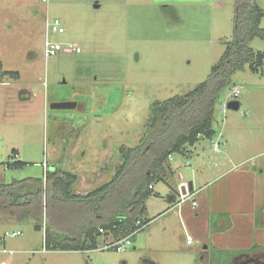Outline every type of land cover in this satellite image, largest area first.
Returning <instances> with one entry per match:
<instances>
[{
  "label": "rangeland",
  "instance_id": "rangeland-1",
  "mask_svg": "<svg viewBox=\"0 0 264 264\" xmlns=\"http://www.w3.org/2000/svg\"><path fill=\"white\" fill-rule=\"evenodd\" d=\"M254 4L264 13V0ZM235 17V0H0V72L18 74L0 78V183L62 171L76 176L68 193L86 195L110 181L121 148L146 138L151 106L209 79L235 38ZM55 18L64 32L49 39L80 53L45 58V24ZM248 45L264 55V36ZM232 100L236 111L226 107ZM57 102L77 105L50 108ZM198 104L170 119L105 193L69 199L49 191L41 212L0 207V264H230L240 253L260 254L264 264V59L261 71L246 64L218 91L214 136L172 154L152 189L145 185L150 194L139 219L148 223L125 251L105 249L129 236L109 230L94 234L95 249L46 245L47 230L54 243L82 240L88 226L99 230L130 212L158 152L205 112ZM16 161L25 164L11 166ZM189 182L197 205L178 207L180 184Z\"/></svg>",
  "mask_w": 264,
  "mask_h": 264
},
{
  "label": "trees",
  "instance_id": "trees-1",
  "mask_svg": "<svg viewBox=\"0 0 264 264\" xmlns=\"http://www.w3.org/2000/svg\"><path fill=\"white\" fill-rule=\"evenodd\" d=\"M235 4V38L233 42L227 45L220 61L212 68L209 79L184 96L172 97L151 106V114L145 133L146 138L142 139L135 148H121L122 165L110 181L86 195L69 194L67 189L74 183L76 176L62 171L47 175L45 180L29 178L11 184L0 183V207L9 208L14 204L30 205L41 212V208L45 203V196L49 191H60L65 198L69 199H84L105 193L111 188L116 177L123 173L127 163L131 161L134 154H141L152 138L154 140L161 138L163 131L170 127V119L181 115L189 107L197 103L204 104L205 112H203L202 116L197 120L191 121L184 131L173 137L158 152L155 160L151 163L150 169L144 175L143 181L136 190L135 206H131V211L118 214L100 226L103 230L113 232L114 235L125 236L134 231L136 229L135 222L145 211L144 201L150 194V192L143 189L145 185L152 189L150 186L155 178H160L162 174H165L164 163L166 160L174 153H184L186 151L184 147L193 146L198 140V136L203 135L208 139L214 136L215 132L212 129L213 102L218 91L228 84L232 74L244 70L246 64L253 72H259L262 69L264 55L252 50L248 43L256 36H264V30L259 28V22L264 13L254 4V0H235ZM17 75V72L14 71L1 70L0 72V78L6 76L13 78L17 77ZM24 164V162L16 161L11 166L21 167ZM142 223L145 226L148 222L142 221ZM96 232L99 234L96 227L88 226L81 233L84 241L80 238V240L70 239V241L64 240L61 243H54L52 242V234L47 230L46 245L63 251L84 250L86 248L95 249L94 234ZM87 240H90L88 246H86Z\"/></svg>",
  "mask_w": 264,
  "mask_h": 264
},
{
  "label": "built area",
  "instance_id": "built-area-1",
  "mask_svg": "<svg viewBox=\"0 0 264 264\" xmlns=\"http://www.w3.org/2000/svg\"><path fill=\"white\" fill-rule=\"evenodd\" d=\"M42 2H47L48 0H41ZM64 32V28L61 26L59 19L55 18L51 21H46L45 24V38H44V56L45 58L54 57L57 56L58 53L61 51H68L72 53H80L81 49L79 46L75 44H60L58 42L52 41L49 39L50 34H61ZM232 95L234 97H237L239 95L238 90H233ZM225 112V110H222ZM213 149H218L217 143H212ZM152 188V186H150ZM184 189V192L182 191ZM179 193V201L177 203V206L179 207L182 203H185L188 200H191V192L188 190V184L181 183L180 187L178 189ZM192 201V207H195L197 203L194 200ZM136 229L129 234L128 237H125L121 240H118L117 242H111L107 246H105V249L114 248L117 251H125L128 245H130L129 238L132 237L136 232L144 228V224L142 223L141 219H138L135 222ZM99 234H103L104 230L102 228H99ZM19 232L12 233V236L19 235Z\"/></svg>",
  "mask_w": 264,
  "mask_h": 264
},
{
  "label": "water",
  "instance_id": "water-1",
  "mask_svg": "<svg viewBox=\"0 0 264 264\" xmlns=\"http://www.w3.org/2000/svg\"><path fill=\"white\" fill-rule=\"evenodd\" d=\"M76 105L77 104L75 102H57V103L50 104V108L52 109H73L76 107ZM239 106H240L239 102L236 100L229 101L226 104L227 109H231L235 111L239 109ZM188 190L189 191L193 190L192 182L188 183ZM182 191L184 192V189H182ZM35 230H41V226L36 225Z\"/></svg>",
  "mask_w": 264,
  "mask_h": 264
},
{
  "label": "flooded vegetation",
  "instance_id": "flooded-vegetation-1",
  "mask_svg": "<svg viewBox=\"0 0 264 264\" xmlns=\"http://www.w3.org/2000/svg\"><path fill=\"white\" fill-rule=\"evenodd\" d=\"M260 259V254H250V253H240L235 255L232 258V261L230 264H257L260 263L262 264L260 261H258Z\"/></svg>",
  "mask_w": 264,
  "mask_h": 264
}]
</instances>
